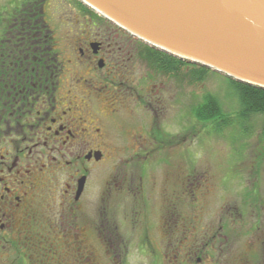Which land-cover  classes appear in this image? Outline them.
Listing matches in <instances>:
<instances>
[{
    "label": "flooded vegetation",
    "instance_id": "obj_1",
    "mask_svg": "<svg viewBox=\"0 0 264 264\" xmlns=\"http://www.w3.org/2000/svg\"><path fill=\"white\" fill-rule=\"evenodd\" d=\"M46 1L0 8V264H264L256 191L230 215L183 219L201 190L148 168L167 146L159 127L123 153L138 41L110 23L93 36L101 24L81 9L92 29L61 51ZM119 156L136 166L107 167Z\"/></svg>",
    "mask_w": 264,
    "mask_h": 264
},
{
    "label": "rangeland",
    "instance_id": "obj_2",
    "mask_svg": "<svg viewBox=\"0 0 264 264\" xmlns=\"http://www.w3.org/2000/svg\"><path fill=\"white\" fill-rule=\"evenodd\" d=\"M15 1L0 0V8L5 6L7 9L14 5ZM45 16L61 51H64L68 36L73 37L72 34L92 29L89 15L83 14L73 0H47ZM106 28L101 24V29L96 27L90 30L93 36H96ZM109 29L108 35L116 34L117 31ZM69 31H72V34L71 32L67 34ZM135 58L138 63H132L125 72L131 88L135 91L131 101L132 112L122 116L120 120L125 134L121 139L125 144L128 142L123 147V153L129 149L133 135L141 133L143 129L149 131L154 125L159 127L167 146L147 167L151 170H180L183 175L179 180L176 177L175 181V177L170 176L168 181H165L170 190L178 188L201 190L195 193L194 198L187 195L186 201H182L183 219L194 217L193 215L199 217L230 215L236 207L244 209L243 196L250 197L254 191L256 195L258 194L257 202L250 199L251 202L264 208V141L261 139L258 120H252L251 133L247 136L228 132L223 137H216L207 134V128L204 126L189 129L193 124L192 120L189 121L190 108L199 104L206 94L216 96L226 112L236 108V102L230 97V89L224 81V75L214 72L208 75L202 84L182 88L175 80L160 77L148 70L140 57ZM135 93L138 96H135ZM144 99L147 100L142 106L139 101ZM233 140H236V143H233ZM113 166L128 168L136 165L128 162V156H119L107 167ZM158 174L160 177L163 175ZM188 176L190 180H184ZM204 190L207 191L205 195ZM191 205L195 206L191 208ZM261 213H264V209Z\"/></svg>",
    "mask_w": 264,
    "mask_h": 264
},
{
    "label": "water",
    "instance_id": "obj_3",
    "mask_svg": "<svg viewBox=\"0 0 264 264\" xmlns=\"http://www.w3.org/2000/svg\"><path fill=\"white\" fill-rule=\"evenodd\" d=\"M133 39L264 90V0H77Z\"/></svg>",
    "mask_w": 264,
    "mask_h": 264
},
{
    "label": "trees",
    "instance_id": "obj_4",
    "mask_svg": "<svg viewBox=\"0 0 264 264\" xmlns=\"http://www.w3.org/2000/svg\"><path fill=\"white\" fill-rule=\"evenodd\" d=\"M73 1L78 7L80 6V9L96 18L100 24L109 25L104 19L96 16L75 0ZM137 44L136 56L142 59L148 70L160 77L175 80L176 84L182 88L200 85L208 75L214 73L208 69L172 58L140 41ZM224 81L230 89V97L236 102V108L226 112L216 96L206 94L199 104L190 108L189 121L192 120L193 124L189 129L194 130L196 126H204L207 128V134L216 137H223L228 132L233 135L247 136L251 133L250 123L252 120H258L261 139L264 141V90L235 82L226 77H224ZM233 143H236V140H233ZM246 199L248 198L246 197ZM246 205L247 203H245Z\"/></svg>",
    "mask_w": 264,
    "mask_h": 264
}]
</instances>
